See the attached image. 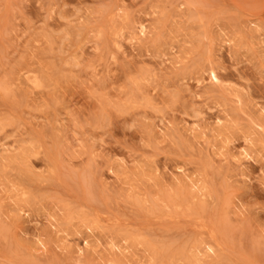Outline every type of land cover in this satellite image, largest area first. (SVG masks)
<instances>
[{
  "label": "rangeland",
  "instance_id": "1",
  "mask_svg": "<svg viewBox=\"0 0 264 264\" xmlns=\"http://www.w3.org/2000/svg\"><path fill=\"white\" fill-rule=\"evenodd\" d=\"M0 264H264V0H0Z\"/></svg>",
  "mask_w": 264,
  "mask_h": 264
}]
</instances>
